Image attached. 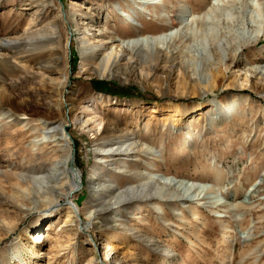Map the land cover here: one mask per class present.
Returning <instances> with one entry per match:
<instances>
[{
    "label": "rangeland",
    "instance_id": "obj_1",
    "mask_svg": "<svg viewBox=\"0 0 264 264\" xmlns=\"http://www.w3.org/2000/svg\"><path fill=\"white\" fill-rule=\"evenodd\" d=\"M185 26L187 44L238 49L237 63L218 64L208 81L196 52L179 45L183 53L119 77L82 73V36L97 45L105 31L126 39ZM263 27L264 0H0V264H264V80L244 74L247 62L264 65ZM59 113L83 177L74 222L67 206L47 218L18 198V174L63 156L54 143L33 147L39 121ZM74 116L102 120V138L135 136L148 154L100 160ZM148 174L199 190L102 210L92 178L124 190Z\"/></svg>",
    "mask_w": 264,
    "mask_h": 264
},
{
    "label": "bare ground",
    "instance_id": "obj_2",
    "mask_svg": "<svg viewBox=\"0 0 264 264\" xmlns=\"http://www.w3.org/2000/svg\"><path fill=\"white\" fill-rule=\"evenodd\" d=\"M53 4L56 8H59L57 1L53 2ZM193 20L196 26H203L209 22V20L206 19V14L201 17H196ZM49 24L47 27H49ZM53 24L54 22H52L50 29L53 28ZM189 28V26H185L172 35H148L126 39L122 36L112 35L110 32L105 31L102 35L104 39H106L105 42L97 45L89 44L84 36H82L79 48L84 59L82 73L85 76H88V72L94 70V72L102 77H119L121 75L119 71L122 67L128 68L138 62L151 64L157 63L159 60H166L175 53H183L181 47H186L187 49L196 52L195 55L199 63L202 62V65L204 66V78L208 81L211 78L210 71L216 70L218 64L225 66L226 71H228V66H231L235 62L237 63L236 55L238 49L231 53L228 52V49L222 48L219 52L216 48L210 50L208 47H202L195 43L191 45L187 44L189 39L193 40L192 37L186 33ZM50 34L52 35L50 45L53 46L56 44V41L59 40V38H57L59 33L57 29H53ZM176 41H178V44L175 43ZM94 64L96 65L94 66ZM89 65H92L93 69H91V66ZM245 65L248 66V68L244 70L246 80L250 77L264 80V65H254L250 62H247ZM67 99L70 100L71 97L69 96ZM206 105L207 104L203 105L201 108H205ZM72 109H74L73 106L70 108V111ZM57 116L58 117L53 120L43 119L39 121V125L42 126L40 129V136L37 140L33 141V147L48 146L54 143V146L57 148L56 150L61 151L63 156L56 158L49 166L41 168L39 171H25L23 174H18L17 185L22 190L20 191L21 194H19L18 198L21 202L25 203L22 204V206L25 207L27 213H30L33 210L44 211L46 212L45 214L49 215L47 218H51L52 212L48 213V211L56 208L57 211H60V207H62V209L66 208L69 221L74 222L73 217L80 213V209L74 202H72V198L76 192V188L82 185L83 177L82 173L72 170L75 166L74 152L72 147H70L65 128L69 120V115L67 113H59ZM79 120L83 129H86L89 133L95 135L96 139L94 143L97 149L96 152H98L96 157L102 161L104 159L114 160L119 157H124L125 159L132 158L135 153L144 155L148 154V146L134 138L135 136L128 139L127 137H130V135L122 133L121 135L125 136L118 137L116 140L102 138V131L104 129V123L102 120H84L82 117H75L74 119L76 122H79ZM144 146L147 148H143ZM130 151H133L132 154H129ZM129 168L130 166L127 167V169ZM152 168L153 165L151 166L150 164L148 170ZM130 171L133 172V169ZM140 178L141 179L136 181V184H129L124 190L119 189L117 186L111 189L112 183L103 182L101 177L97 179L92 178V181L96 186L103 187L101 192V204H103L102 210L112 213L114 210L118 211L126 209L132 204H136L138 201L149 203L156 201L159 198H178L182 191H188L195 194L197 193L196 191L199 190L194 183L190 184L178 179L171 180L164 175L151 176L148 174ZM204 190L205 188H203L201 193L205 192ZM206 190V194L202 197V200L206 199V195L209 193L208 188ZM32 193H35V195L31 197ZM181 200L183 202H189V199L187 198H182ZM191 201H193V199ZM33 204L34 207H32ZM97 213L98 210H94L90 215L95 216ZM196 220H199L197 215L193 221ZM37 223H39V219ZM88 264H93V261L91 260Z\"/></svg>",
    "mask_w": 264,
    "mask_h": 264
}]
</instances>
